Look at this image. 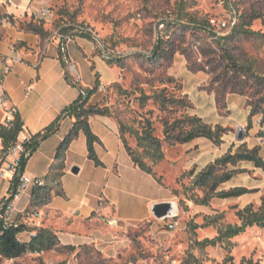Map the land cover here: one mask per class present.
<instances>
[{
  "label": "rangeland",
  "instance_id": "374dc122",
  "mask_svg": "<svg viewBox=\"0 0 264 264\" xmlns=\"http://www.w3.org/2000/svg\"><path fill=\"white\" fill-rule=\"evenodd\" d=\"M35 1L40 11L48 9L50 12L43 17L50 32L57 33L60 38L64 37L62 30L89 32L100 42L96 45L97 53L106 63L111 58L122 59L121 66H111L117 72V79L97 92L96 101L101 108L109 109L108 117L118 123L123 138L137 154L141 150L137 147L134 131L142 132L147 121H151L155 136L163 140L164 122L172 123L187 114L204 116L206 120L203 119L208 123L221 122L223 124L220 125L229 130L224 136V141H227L225 144L215 146L209 141L216 151L214 161L217 156L219 158L226 154L230 143L235 145L234 150L242 144L236 140L240 128L246 132L244 143L250 142L252 145L256 142L264 147V131L260 129L264 122L257 126L260 130L256 134L250 133L253 119L250 128L249 118L245 114L250 109L244 97L229 95L227 107L222 108L217 104L216 94L209 91V76L191 72L186 58L180 53L162 66H155L144 57L151 54L159 33L165 34L167 28L163 23L177 18L178 6L182 1L187 3V13L208 16L220 34L229 33L238 22L237 13L259 15L260 18L247 21H250L252 31L264 35V0ZM170 35H174L173 31ZM236 47L238 53L255 59L258 67H263L264 36L240 40ZM83 78L88 82L85 75ZM169 78L173 80L169 81ZM81 85L86 87L84 83ZM162 90H166L168 96L177 98L187 95L193 103V109L182 111L171 108L164 111L153 98ZM143 96L152 98L143 103ZM164 148L167 162L160 164L154 171L161 178V186L165 189L160 193L161 196L167 195L169 202L176 204L177 211L171 218L159 220L152 216L142 223L110 227L113 239L111 245H85L74 247L73 251L57 249L45 255L32 254L14 263L4 264H241L243 260L264 264V228L248 229L246 233L232 239L231 249H227V244L206 248L200 246L202 241L216 238L220 229L239 225L236 216L238 210L250 204L256 210L261 206L264 170L255 168L253 164H241L237 169L246 172L238 174L221 187L224 190L245 187L257 192L237 199H214L209 206L195 205L184 194V189L191 186L195 177L188 175L192 170L188 166L192 158L206 147H169L164 144ZM261 156L264 158V151ZM54 182L56 188L59 187V180L55 179ZM65 184L67 188H73L76 180H67ZM198 194L202 196V193ZM98 198L99 194L96 203ZM36 213L35 207H28L21 215L23 223L32 227L39 217V213L38 216ZM230 257L232 260H229Z\"/></svg>",
  "mask_w": 264,
  "mask_h": 264
},
{
  "label": "crops",
  "instance_id": "0c3cea01",
  "mask_svg": "<svg viewBox=\"0 0 264 264\" xmlns=\"http://www.w3.org/2000/svg\"><path fill=\"white\" fill-rule=\"evenodd\" d=\"M40 12L35 0H13V4L7 7V13L14 25L0 26V84L6 93V106L16 108L17 116L23 122L19 141L31 139L48 128L79 98V90L66 80V71L73 82L84 83L87 89L95 87L96 75H99V91L118 77L117 72L97 53V46L81 37L68 40L70 63L67 69L64 68L60 60V36L50 32L46 26L50 34L45 38L27 28V23L43 20ZM7 59L20 61L14 64L12 72L6 76L4 61ZM83 75L88 78V82L84 81ZM96 96L91 98L90 105H97ZM245 114L248 119L250 111L246 110ZM4 116L5 111L0 109V128ZM202 118L206 120V117ZM261 122L262 116H255L250 133L254 135L260 129L264 131V124L263 128L257 127ZM74 123L73 118L64 119L58 132L45 140L28 161L25 173L44 179L51 192L50 201L44 205L36 204L34 190L25 192L14 201L13 222L24 224L21 215L30 206L39 213L36 223L32 227L27 226L30 230L20 235L21 241H30L31 236L36 234L34 229L44 228L58 236L61 247L111 245L110 219L115 220L117 225L142 223L153 216V205L170 201L167 195L161 196L165 189L157 180L134 164L122 142L118 123L109 117L95 116L90 119L92 131L101 140L95 149L104 166L97 167L88 159L87 139L82 133L71 145L64 160V168L60 169L58 149ZM248 144L251 148L259 147L263 153L264 147L260 144ZM191 145L206 147L192 158L188 166L189 170L196 168L199 172L214 161L216 151L205 139L185 146ZM232 145L230 143L226 152ZM3 148L0 138V155ZM1 167L5 168V165L0 161ZM74 168L79 169L78 175L72 173ZM73 178L76 180L75 186L67 188L66 181ZM55 179L60 182L57 188ZM11 180L8 175L0 176V209L10 196ZM98 194V202L103 201V206H100V202L96 203Z\"/></svg>",
  "mask_w": 264,
  "mask_h": 264
},
{
  "label": "trees",
  "instance_id": "16d2710c",
  "mask_svg": "<svg viewBox=\"0 0 264 264\" xmlns=\"http://www.w3.org/2000/svg\"><path fill=\"white\" fill-rule=\"evenodd\" d=\"M186 2L182 1L178 6V16L173 21H165V34L159 33L154 48L150 55L144 56L151 64L162 66L169 63L180 53L188 63V68L194 73H205L209 76V91L216 94L217 104L226 108L229 95L237 94L246 99L247 107L250 109V128L252 119L255 116H262L264 122V65L258 67L255 59L247 58L237 52L236 43L243 39L263 37L264 35L250 29V21L260 18L259 15H248L237 13V21L227 34H220L216 25L208 16H201L198 13L189 14L186 12ZM29 31L41 38L47 37L50 33L45 29V22L27 23ZM62 30V35L72 39L81 37L99 45L100 42L91 33L73 29ZM174 35L171 37L170 33ZM68 39L61 38L59 43L60 60L64 68L70 63L67 52ZM121 58L109 59L108 65L121 66ZM96 85L92 89H85L80 83L73 82L66 71V80L70 85L80 90L79 98L68 106L62 115L48 128L35 135L29 142L24 143L27 155L23 156L19 175L25 172V168L32 155L40 145L53 136L60 129L61 122L66 118L75 119V123L67 137L60 145L57 153L58 167L64 168V160L71 145L83 133L87 139L88 159L97 167L104 164L96 153L95 146L101 144V140L94 134L90 126V119L95 116H109V109L101 108L99 105H90L91 98L97 94L101 87L99 75H96ZM169 78V81H172ZM152 97L143 96L142 102H148ZM153 98L164 110L177 108L187 111L193 109V103L187 97L168 96L166 90L156 93ZM121 129H123L121 127ZM23 131V122L19 116L16 117L13 126L8 129L1 126L0 138L3 141V151L16 143ZM228 129L221 125L213 126L198 115H183L172 123L164 122L163 140L155 136V128L151 121L143 126L142 132L134 131L137 147L140 154L134 152L120 132L122 142L132 158L134 164L143 172L153 176L161 185V178L156 176L155 169L163 162H167V154L164 144L169 147L185 146L198 139H205L220 146L224 143V136ZM232 145L225 155L217 158L208 164L204 169L197 172L193 168L188 175L194 176L191 186L184 189L188 201L195 205L209 206L214 199L230 200L246 196L257 191L245 187H235L224 190L221 187L231 182L238 174L245 173V170L237 169L241 164H253L255 168L264 170V158L261 156L259 147L250 148L247 143L240 144L235 150ZM158 167V168H157ZM19 185V176L11 180L10 196L8 201L14 200ZM50 188L45 186L35 189L36 204H47L50 201ZM202 193V196L198 193ZM5 207L0 209V264L20 259L28 254H41L57 249L75 250L74 247H61L58 236L49 229H34L36 234L31 236L30 241L20 240V235L28 232L27 225L15 222L7 224L4 221ZM240 221L239 225H228L219 230L214 239H206L200 243L203 248L226 245L231 249V240L246 233L248 229L258 227L264 228V195L261 199V206L256 210L252 204L236 212ZM232 260V257L229 258ZM241 264H254L252 260H243Z\"/></svg>",
  "mask_w": 264,
  "mask_h": 264
},
{
  "label": "built area",
  "instance_id": "2783aa9c",
  "mask_svg": "<svg viewBox=\"0 0 264 264\" xmlns=\"http://www.w3.org/2000/svg\"><path fill=\"white\" fill-rule=\"evenodd\" d=\"M12 4L13 0H0V26L12 27L14 25L12 17L7 13V7ZM40 13L42 17H46L50 14L48 9H43ZM61 38L70 40L68 37ZM18 61L20 60L7 59L4 61L6 76L12 72L14 64ZM5 103L6 93L3 85L0 84V109H3L5 111L2 126L10 129L13 126L14 121L17 117V110L14 107H7ZM29 141L30 139H26L24 141L18 140L16 143H12L7 148L5 153L0 155V161L3 165H5V168H0V176L7 177L8 175L11 179H13L15 176H19V185L17 193L14 195V200L8 201L6 199L2 206L5 207L3 218L8 225L15 223L11 220L12 215L14 213V201L29 190L40 189L46 186V182L44 179L29 176L25 172L19 175V169L21 166L22 158L23 156L27 155L24 143H27ZM103 205L104 202L100 201V206ZM36 216H38L37 213ZM108 224L111 227L117 226V222L113 219H110ZM171 227L173 228L172 225Z\"/></svg>",
  "mask_w": 264,
  "mask_h": 264
},
{
  "label": "water",
  "instance_id": "95a60500",
  "mask_svg": "<svg viewBox=\"0 0 264 264\" xmlns=\"http://www.w3.org/2000/svg\"><path fill=\"white\" fill-rule=\"evenodd\" d=\"M245 138H246V132L244 129L240 128L236 135V140L239 143H244ZM72 173L78 175L79 169L74 168L72 170ZM176 211H177V207L174 202L158 203L153 205L151 208L152 215L159 220L171 218L176 213Z\"/></svg>",
  "mask_w": 264,
  "mask_h": 264
}]
</instances>
